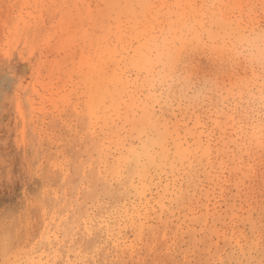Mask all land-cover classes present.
Masks as SVG:
<instances>
[{"label": "rangeland", "instance_id": "374dc122", "mask_svg": "<svg viewBox=\"0 0 264 264\" xmlns=\"http://www.w3.org/2000/svg\"><path fill=\"white\" fill-rule=\"evenodd\" d=\"M67 1L0 0V264H264V216L252 215L254 230L247 222L250 206L264 207V164L253 184L218 193L209 214L205 200H162L141 175L101 174L85 100L71 92L89 38L66 25L77 30L100 2ZM252 185L258 203L247 200ZM126 208L142 210L143 227H129Z\"/></svg>", "mask_w": 264, "mask_h": 264}, {"label": "bare ground", "instance_id": "6f19581e", "mask_svg": "<svg viewBox=\"0 0 264 264\" xmlns=\"http://www.w3.org/2000/svg\"><path fill=\"white\" fill-rule=\"evenodd\" d=\"M99 2L96 12L80 13L77 30L70 29L74 22L66 25L68 35L78 31L89 38L71 92L85 100L80 115L101 174L121 181L141 175L162 200L178 208L205 200L209 214L218 193L224 197L228 186L253 184L264 164V66L234 52L236 36L264 27V0ZM251 187L247 200L258 203ZM125 211L129 227L138 230L147 220L141 209ZM197 212L190 214L200 219ZM255 212L264 216L262 204L247 211L252 230ZM236 238L240 247L249 243L241 230Z\"/></svg>", "mask_w": 264, "mask_h": 264}, {"label": "clouds", "instance_id": "9594fccd", "mask_svg": "<svg viewBox=\"0 0 264 264\" xmlns=\"http://www.w3.org/2000/svg\"><path fill=\"white\" fill-rule=\"evenodd\" d=\"M234 52L238 58L264 66V27H251L234 39Z\"/></svg>", "mask_w": 264, "mask_h": 264}]
</instances>
